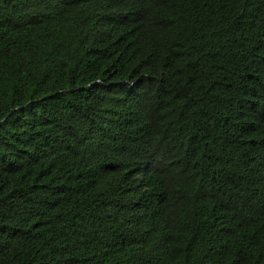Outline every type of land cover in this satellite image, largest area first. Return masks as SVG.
<instances>
[{
  "label": "trees",
  "instance_id": "obj_1",
  "mask_svg": "<svg viewBox=\"0 0 264 264\" xmlns=\"http://www.w3.org/2000/svg\"><path fill=\"white\" fill-rule=\"evenodd\" d=\"M0 264H264V0H0Z\"/></svg>",
  "mask_w": 264,
  "mask_h": 264
}]
</instances>
